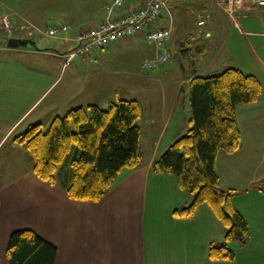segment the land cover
Listing matches in <instances>:
<instances>
[{
	"label": "crops",
	"instance_id": "obj_1",
	"mask_svg": "<svg viewBox=\"0 0 264 264\" xmlns=\"http://www.w3.org/2000/svg\"><path fill=\"white\" fill-rule=\"evenodd\" d=\"M109 1L82 0L80 8L69 13L79 17L87 5L98 2L99 17L97 12H87V28H97ZM57 5L59 14L66 16L68 12L62 10L69 7L60 1ZM194 7L204 14L197 15L195 29H182L184 39L178 44L182 55L191 56L192 67L179 79L161 80L162 71L172 68L168 63L147 72V81L141 83L149 88L151 83L156 85L153 96L133 98L141 109L140 163L121 169L109 191L97 201L70 198L65 191L68 172L60 185L41 180L33 171L27 147L13 139L29 126L47 127L54 117L64 116L72 108L99 106L96 101L101 98L95 100L94 90L104 85L84 67L86 61L94 54V58H105V52L121 48H126L125 52L118 56H126L139 42L148 41L140 32L64 65V58L55 53L75 48L82 27L66 34L72 30L67 23L70 27L55 36L63 44L56 49L9 47L10 37L33 39L42 35L36 30L42 22L30 17L36 14L33 8L27 13L13 12L36 28L27 37H8L0 32V264H8L9 236L20 229H31L56 246L54 264H264V57L250 47L251 43L248 50L253 61L248 70H242L258 79L261 95L256 102L236 108L240 148L230 154L219 153L215 160L221 186L233 191V204L247 221V241L225 240L221 221L206 204L198 206L191 216L176 214L175 210L189 205L193 196L178 186L174 175L152 170L153 161L185 131L186 124L189 128V81L207 75L232 29L242 34L249 27L264 26V8L244 12L237 10L234 0H182L170 7L173 28L172 15H178L177 21L184 19L180 10ZM254 11L259 16L250 13ZM16 15L11 18L15 20ZM199 20L204 23L198 25ZM60 23L65 21L59 18L57 25ZM167 23L165 13L155 26ZM172 33L171 29L169 45ZM115 95L116 100L129 99ZM106 101L107 106L113 102ZM211 243L225 244L234 251V260L210 258Z\"/></svg>",
	"mask_w": 264,
	"mask_h": 264
},
{
	"label": "trees",
	"instance_id": "obj_2",
	"mask_svg": "<svg viewBox=\"0 0 264 264\" xmlns=\"http://www.w3.org/2000/svg\"><path fill=\"white\" fill-rule=\"evenodd\" d=\"M258 79L228 67L214 75L189 81V128L152 163L156 173L173 174L178 186L192 196L189 205L175 210L191 216L208 205L221 221L224 239L244 244L249 227L233 204V191L219 182L215 160L219 153H233L241 146L236 118L239 104L256 102L261 95ZM141 109L135 99H118L103 109L97 105L70 109L54 117L47 127L29 126L13 140L23 143L33 159V171L48 183L55 172L69 165L66 194L73 199L97 201L111 188L124 167H136ZM56 246L31 229L11 232L8 264H54ZM208 256L234 260L235 253L222 243H211Z\"/></svg>",
	"mask_w": 264,
	"mask_h": 264
},
{
	"label": "rangeland",
	"instance_id": "obj_3",
	"mask_svg": "<svg viewBox=\"0 0 264 264\" xmlns=\"http://www.w3.org/2000/svg\"><path fill=\"white\" fill-rule=\"evenodd\" d=\"M58 1H60L61 5L64 4L65 6L69 7L62 10L64 12H68L66 16L64 14L62 15L61 12L59 14L60 8L58 11ZM2 2L6 10L12 13H27L29 9L33 8V12H36V14L33 13L32 15H30V17L37 22H42L41 26L38 27L40 29H44L43 27H46L48 25H55L57 24V20H59V18H62L65 23L71 24L69 25L71 26L70 29L72 30H70L66 34H72L73 29L76 26V28H85L90 24V21H88L87 19V12L88 14H90L91 12L92 15L97 12V14L95 13V16L97 17H99L98 13L100 14V12H98L100 6L97 5L98 2L97 4L92 5V7H89L87 5V11L85 13L81 11V14L78 13L79 17H76L74 16V14L69 13L74 12L71 10H75L78 7L80 8V3L82 2V0H8L9 3H7L5 0H2ZM8 4L15 10L11 9ZM180 11L181 14H183L184 19H180L177 21L176 17H178V15H172L174 20V28L172 25V21L171 29L173 30V33L170 45H168L171 50V59L166 62L168 63V68H172L166 69V71H162V73L158 71L159 73H161L159 75L161 80L179 79L182 77V75H184V71H189V69L192 67V64L190 62L191 56L182 55L178 49V44H180L181 40L184 39V27H187L188 29L191 28V30L195 29L197 15L203 12H201L197 7L185 8L181 9ZM250 13L259 16L257 11ZM245 25L247 28V24H243V28L245 27ZM177 28H179V30ZM0 32L6 33L9 37V34L6 31L1 29ZM17 34L21 37H27L26 31L19 30H14L10 34V36ZM41 34L42 35L36 34L35 36H33L32 40L34 41L35 46H27L29 48H39L40 46L47 49H56L58 46L61 47L63 45L57 37L48 36L43 33ZM246 37L248 39H246ZM224 42V47L217 55V58L211 66L207 75L217 74L228 67H240L239 69L241 70H248L250 62L253 61V58L250 56L248 50L250 43V47H252L264 57V26L255 25L254 27H249L247 28V32H244L242 34H239V32L232 29L230 36L224 38ZM125 49L126 48H121L120 50H118V52L115 53L109 50L108 52H105V58H94V54L91 56L92 58L86 61V66H84L83 64L86 69L92 70L94 77H98L97 81H99L100 84L104 85L102 87L95 88L94 90L95 100H99V98H101V100L96 101L98 102L100 108H107L106 100H116L115 93H117V96L119 97L125 96L126 98L133 99L134 96H136V98L142 99L143 97L153 96L154 90L156 89V85L152 83L150 84V88L147 87V84L143 85L141 83L147 81L146 76H148V74L147 72L142 73L139 69L140 63L143 59L152 58L155 56L154 47L148 42H139L126 56L119 57L118 53L121 55L124 54ZM77 62L79 63L80 60ZM236 64L239 67H237ZM185 89L186 87H184V89L182 90L178 101V106H181V101L184 97ZM185 128V131L180 134L181 136L182 134L184 135L186 133L188 128L187 124ZM68 167L69 165H64L63 167L57 169V171L55 172L56 185H60L61 183L63 184V182H65L67 176L66 171Z\"/></svg>",
	"mask_w": 264,
	"mask_h": 264
},
{
	"label": "built area",
	"instance_id": "obj_4",
	"mask_svg": "<svg viewBox=\"0 0 264 264\" xmlns=\"http://www.w3.org/2000/svg\"><path fill=\"white\" fill-rule=\"evenodd\" d=\"M179 1L182 0H110L105 5V16L97 28H81L76 38V47L65 53L56 52L55 54L62 56L64 65H67L77 56L89 55L121 39L134 38L141 32L145 40L151 42L155 48V56L143 60L139 66L141 72H149L157 65L165 64L171 59V50L168 46L172 24L170 7ZM222 1L224 0H216L217 3ZM234 1L238 11L249 12L256 8H264V0ZM165 13L168 15V23L155 26ZM11 15L16 14L8 12L0 0V30L6 31L9 36L14 30L26 31L27 35L32 33L34 26L20 21L17 15L13 20ZM203 23L204 20L198 21V25ZM43 28H36V30L55 37L59 31L68 29L69 25L60 23Z\"/></svg>",
	"mask_w": 264,
	"mask_h": 264
},
{
	"label": "water",
	"instance_id": "obj_5",
	"mask_svg": "<svg viewBox=\"0 0 264 264\" xmlns=\"http://www.w3.org/2000/svg\"><path fill=\"white\" fill-rule=\"evenodd\" d=\"M27 45L35 46V43L32 39L17 37H10L7 41L9 47H25Z\"/></svg>",
	"mask_w": 264,
	"mask_h": 264
}]
</instances>
